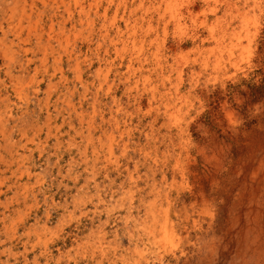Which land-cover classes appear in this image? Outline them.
<instances>
[{
  "label": "rangeland",
  "instance_id": "374dc122",
  "mask_svg": "<svg viewBox=\"0 0 264 264\" xmlns=\"http://www.w3.org/2000/svg\"><path fill=\"white\" fill-rule=\"evenodd\" d=\"M43 1L48 8L22 1L31 17L5 38L0 30L14 53L0 54V264H264V72L240 58L212 72L216 44H188L206 35L200 17L182 33L170 26L164 49L162 30L144 37L164 71L150 63L126 84L112 49L106 57L97 40L87 46L86 24L60 29L75 1L54 0L53 28ZM109 1L100 25L124 29L121 17L139 3ZM16 35L30 37L29 52L11 45ZM74 46L77 65L67 62Z\"/></svg>",
  "mask_w": 264,
  "mask_h": 264
},
{
  "label": "bare ground",
  "instance_id": "6f19581e",
  "mask_svg": "<svg viewBox=\"0 0 264 264\" xmlns=\"http://www.w3.org/2000/svg\"><path fill=\"white\" fill-rule=\"evenodd\" d=\"M22 1H24V3L26 2V0H11V3L6 5V3L3 0L0 1V16H1V18H0V30H1V32H3L4 38L7 37L9 33H12L14 30L19 31L18 30L19 27L16 28L14 26L15 25L16 26L17 25L20 26L21 24H23V22H25V21H23L24 19H29L31 17V14H32L31 10L20 11V9L22 8V5H21ZM36 1L41 3L43 8H48V6H49V4L46 1H43V0H36ZM56 1L57 2H61V3L63 2V0H56ZM74 1H75L74 5H76L75 6L76 7L75 10L72 11L71 8L70 9H66V11L68 13V17H67L66 21H63L62 23H58L57 22L58 13L56 11L58 8L55 7L56 2L54 0H50V10H51L50 11V24H51V27L52 28L55 27V23H58L59 26H60V29L62 31L75 32L78 28H81L84 24H86L89 27V32H90L89 36L86 37L87 46L90 47L91 44L95 40H97L96 43L98 44V49L101 48L102 46H105L106 57L108 56L110 50L112 49L114 54H115V56H116V60L117 61L119 60V67L121 69L125 68V74L124 75H126V84H128L129 82L135 80L140 75V73H143V70L146 68V66L149 67L150 63H153L152 64V68H151V73L152 72H157L158 69H159L160 73H162L164 71L163 70V66H162V62L164 60L163 59L164 57L162 58V55H163L162 52L161 51L159 52V49H157V51L155 53H153V56H152L153 60H151L149 58L150 56L148 54V51H149L150 47H149V49L146 47V46H150V44L149 45L147 44L146 39L144 37L149 36L148 34H155V37H157L156 36L157 32L160 29V30H162V32H161L162 35H163V38H162L163 40L162 41H163V45H164V44H166L165 43V41H166L165 39H166V35H167L168 29L170 28V26H174L177 32H181L182 33V31L185 30L186 27H187V22H190V24H193L200 17L203 18V21H202V23L200 25L201 26L200 29L207 28L206 29L207 32H206L205 37L204 38H199V37H197L198 33H194L193 35H191L192 37L189 39V41L188 40L187 41H188V44L190 46H193V47L197 48V50L203 48L206 45V43H210L211 42L212 44H216V47H214L213 49L211 48V50L209 49L210 50L209 59L214 58V64L212 66V72L213 71H218L217 73H219V71L221 72V70H223L225 68V66H227L229 63H231V60L235 59V58H240V60L242 62H244L243 64L246 63V65L248 64V66H250V64L253 62V64L250 67L255 68V71L256 70L257 71H261L262 70L264 72V11H263V8L261 6V0H252V4H250V2H249L251 0H159L160 3L156 2L157 4L155 3V0H130V1L133 2V4L134 3L136 4V2H138L139 5L136 4L138 6H137V8L135 10H129L128 12H126L127 13L126 16L121 17L120 20L122 22V25H123L124 29H120L121 27L117 26L118 23H114L113 24L114 25L113 28L112 27L111 28L106 27L103 24L100 25V23H99V22L102 23V20H105L108 12L110 11L111 4H112L113 1H109V5L107 4L105 6H103L104 0L101 3L96 2L95 0H74ZM121 1H124V3H125L126 0H121ZM147 1L150 2V5L145 7V4L147 3ZM19 3H20V5H19ZM124 3H123V5H124V8H125L127 5L124 4ZM28 6L31 8V4H29ZM64 6H65V4H64ZM137 10L139 12L141 10H144L145 11L144 13L147 15V19H145L144 13H141V12H140L141 15H139V18L138 17L136 18ZM221 12H224V13L222 14V16H219V14ZM18 13H19V15H18ZM38 16H41V15H38ZM228 16L231 17V21L233 23L237 22L236 26L238 27V29H237L238 31H236V29H233V31H232L233 34L229 32V30L231 28H233V26H234L233 23L230 21L227 24V22H226ZM211 19H214V20L212 22H209V21H211ZM4 25H6L5 29L3 28ZM110 25H111V23H110ZM190 27H192V26H190ZM8 29H9V32L7 31ZM16 31L14 33H16ZM52 32H54V31H52ZM40 34H38V35H40ZM34 36H36L34 39H38L36 33L34 34ZM122 38H125V39L121 40ZM228 38H231V39L229 40V43L225 47L224 43H225V40L228 39ZM68 39H70V38H68ZM15 40H17V46H18V48H20V50L23 53L29 52V50L26 48V45L29 44V41H31L30 37H26L25 39H21L20 37H18V39L15 38V39H13L11 41V43H12L11 45L12 46H15ZM154 40H156V39H154ZM182 40H184V39H182ZM162 41H160V42H162ZM37 44H39V43H37ZM180 44L181 43L179 42L178 43V47H180ZM4 45H6V42H4L3 39H0V54H2V56L4 58H6V59H8V58L13 59L14 53L12 52L11 48H8L7 45L6 46H4ZM163 45H161L162 46L161 48L164 49L165 45L164 46ZM174 46H176L175 43H174ZM170 47H172V46H170ZM219 49H221V50L222 49L223 50L226 49V51L225 50L224 51H221V50L218 51ZM168 50H171V49H167V51ZM190 52L193 54V52H195V51L191 48ZM199 52H201V51H199ZM199 52H197V53H199ZM236 52L238 53V55L236 54ZM66 53H67V60H68L67 62L69 64L75 62V64L77 65L76 61L79 58L78 55L81 54V48H78L77 46H74L73 48H71L69 50V52L67 51ZM185 53H187V52H185ZM239 53H240V55H239ZM199 55H202V54H199ZM203 55H205V54H203ZM225 55H227V58L222 61L220 59V57L223 58ZM125 56H127V57H125ZM191 56H193V55H191ZM169 57H170V55H169ZM126 58H127V60H126ZM191 60H193V59H191ZM104 61L107 62L108 60L104 59ZM184 61L182 59H179L177 64L179 66H182V65H184ZM170 64H172V62ZM204 64L206 66L207 62L204 63ZM231 66L236 67V66H240V65H238V64L233 62V64H231ZM39 67H41V66H39ZM237 69L238 68H234V70H237ZM77 71H79V70H77ZM180 71H181V69H180ZM241 72H243V71H241ZM217 73H215V74H217ZM6 74H8V73H6ZM179 74H178V76H179ZM262 74L264 75V73H262ZM248 75H249V73L246 75V77ZM263 75H261L260 82L264 81V76ZM232 76H234V75H232ZM150 79H151L150 76H148L143 81L148 84L150 82ZM213 79H214V81L216 80V78H213ZM77 80L80 81V76L78 77ZM106 80H107V78H106ZM186 81H188V80H186ZM204 82H206V81H204ZM179 84H181V83H179ZM254 85H256V84H254ZM183 86H185V85L183 84ZM203 88H204V86H203ZM162 89H164V88L162 87ZM228 91H230V90H228ZM232 91H233V89H232ZM174 97L178 98V94L176 92L174 93V95H171L170 98L173 99ZM211 101H213V99ZM242 102L243 101H241V103ZM194 103H195V101H194ZM179 104H181V103H179ZM259 104L257 105V107L259 106ZM211 105H212V103H211ZM159 106H161V104ZM220 107H221V105H220ZM101 111H103V110H101ZM205 113H207V112H205ZM111 115H112V113H111ZM92 116H94V115H92ZM174 116L176 118L179 117V112H177V110L174 113ZM231 119H232V117H231ZM148 124L150 125V122ZM147 127H148V125H147ZM192 127H193V125H192ZM166 129H167V127H166ZM158 131H160V130H158ZM170 141H171V139H170ZM131 153H133V152H131ZM229 158H231V156ZM212 173H214V172H212ZM180 177H182V176H180ZM131 209H132V207H131ZM127 219H129V218H127ZM126 222H127V220H126ZM126 232H128V231H126ZM167 238H168L167 227H166V225H163V227L161 229V240H160L162 246L165 245V242H166ZM142 241H144V240H142Z\"/></svg>",
  "mask_w": 264,
  "mask_h": 264
}]
</instances>
